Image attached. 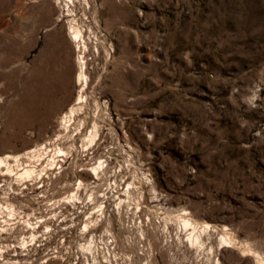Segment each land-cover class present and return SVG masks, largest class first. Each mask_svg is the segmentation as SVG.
<instances>
[{"label": "rangeland", "instance_id": "1", "mask_svg": "<svg viewBox=\"0 0 264 264\" xmlns=\"http://www.w3.org/2000/svg\"><path fill=\"white\" fill-rule=\"evenodd\" d=\"M48 80L68 86L30 114ZM81 91L94 141L0 174V264L264 259V0H0V157L52 152Z\"/></svg>", "mask_w": 264, "mask_h": 264}, {"label": "bare ground", "instance_id": "2", "mask_svg": "<svg viewBox=\"0 0 264 264\" xmlns=\"http://www.w3.org/2000/svg\"><path fill=\"white\" fill-rule=\"evenodd\" d=\"M69 34L72 41L78 46L80 50L81 46L79 43L83 42V33L82 30L76 26L71 24L69 27ZM84 43V42H83ZM86 45V44H85ZM78 73L76 75L77 81L84 87L88 83V75L86 73V61L84 56L78 54ZM38 87V100L40 102V107L32 108L30 107V114L35 113H46L49 108L52 107L53 103L57 101L58 94L61 92V89H65L68 86L66 81L55 82L53 80H48L45 82H39ZM67 90V89H66ZM84 94L81 91L77 101L70 105L68 111L65 112L62 117V128L56 134L55 140H53L54 149L50 150L49 145H46L43 148L32 147L29 148L27 152L23 155H14L11 153H6L5 156L0 157V174L1 176H7V174H11L17 170L18 167L21 168L20 171H16L19 177L29 178L30 180H34L38 177V175L42 174L43 171L53 169V166L59 163V157H63L67 151L64 147L66 142H69L70 148H75L76 150H85L86 146L89 143L94 141L95 136L98 133V125L94 123L93 127L89 129V131L84 133L85 122L79 116V113L82 109L83 102L86 101L83 99ZM60 98V97H59ZM84 100V101H83ZM43 119V118H42ZM33 118H31V123L33 125ZM77 137H81L82 144H77ZM81 148V149H80ZM45 156L50 157L47 162V166H44L42 169H38L40 165H42V160ZM30 162L29 165H26L24 161ZM103 160L101 158L98 166L92 167V169L96 172L100 166L103 167ZM62 167V166H61ZM56 169V168H55ZM48 173V172H47ZM98 174V173H97ZM81 183V182H80ZM184 224L186 227H189L192 231L190 232L189 241L193 246H199L203 243L201 237V231L203 228H208L211 225L206 223L204 225H199L198 223L191 221L190 219L184 217ZM224 238V237H223ZM251 253V252H250ZM253 262L255 264H264V259L259 257V254L252 253Z\"/></svg>", "mask_w": 264, "mask_h": 264}]
</instances>
